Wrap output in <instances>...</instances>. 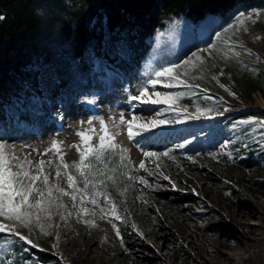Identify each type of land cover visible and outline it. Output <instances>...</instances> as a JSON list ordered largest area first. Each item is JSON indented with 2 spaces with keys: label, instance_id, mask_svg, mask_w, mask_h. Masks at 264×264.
I'll return each mask as SVG.
<instances>
[{
  "label": "rangeland",
  "instance_id": "1",
  "mask_svg": "<svg viewBox=\"0 0 264 264\" xmlns=\"http://www.w3.org/2000/svg\"><path fill=\"white\" fill-rule=\"evenodd\" d=\"M254 9L264 10V4L197 22L186 17L167 21L164 28L136 49L126 37L114 44L106 40L98 50L90 48L86 53L85 62L90 66L87 73L56 48L55 66L66 75L57 97L53 96L57 82L50 67L39 62L32 64L30 77L20 83L16 96L0 108V141H6L20 158L30 154L33 161L59 163L55 151L43 155L57 140L62 142L64 161L71 164L79 160L74 147L80 144L77 134L85 131L93 137L91 143L97 144L103 134L100 129L103 119L115 143L127 150L123 164L119 152L111 154V167L118 171L110 174L117 183L106 182L121 218L115 220L121 236L117 237L108 222L114 217L100 219L83 214L78 217V209L72 208L65 197L68 211L73 214L66 219L54 214L52 227L46 225L49 235L41 234L38 227L31 234L27 229H18L39 244L36 250L48 252L58 260L44 261L32 252L30 245L6 235L0 237V264H189L190 256L198 259L199 251L209 247L206 243L209 239L225 237L222 229L233 236L228 240L229 247L222 250L229 255L241 253L243 260L238 264H264V129L239 123L249 117L264 119V93L255 92L252 101L244 104L230 101L226 97L228 92L219 86L222 83L232 90L235 72L253 75L264 69V13L254 17L256 23H247V32L240 30L233 35L230 30L224 34L229 44L236 43L239 57L215 39L217 31L235 23L237 14H248ZM209 43L217 48L211 56L199 53L206 58L203 67H189V75L181 76L189 85L199 87L186 88L181 84L172 89L161 85L152 89L148 85L149 92L184 93L174 105H144L131 99L148 79L155 78L157 69L183 61ZM240 44L244 47H239ZM225 54L228 59L223 58ZM197 108L212 111L196 118ZM243 112L245 117L241 116ZM121 116L125 121L136 116L138 123L152 119L168 123L129 139L127 125L120 124ZM145 152L157 156L146 157ZM165 152L168 156L162 155ZM247 160L250 168L243 163ZM141 161L144 168L140 167ZM45 171L55 183L58 179L55 165H46ZM69 171L76 175L75 169ZM138 177H143L147 185L141 184ZM59 182L67 189L63 176ZM80 186L83 187L82 182ZM187 196L189 199L185 201ZM98 199L103 205V197ZM84 206L94 207L87 201ZM85 221L94 224L90 226ZM214 223L220 227H210ZM241 234L243 240L259 242L249 249L243 240V244L234 246ZM206 256L212 260L211 255ZM197 264H202L200 259Z\"/></svg>",
  "mask_w": 264,
  "mask_h": 264
},
{
  "label": "trees",
  "instance_id": "2",
  "mask_svg": "<svg viewBox=\"0 0 264 264\" xmlns=\"http://www.w3.org/2000/svg\"><path fill=\"white\" fill-rule=\"evenodd\" d=\"M262 4L264 0H0V108L16 96L20 83L30 77L29 68L37 62L50 67L57 82L53 96L60 94L66 75L55 66L56 48L87 73L86 53L90 48L98 50L106 40L114 44L126 37L136 49L167 21L186 17L197 22ZM233 76L231 91L236 95L227 93L230 101L248 104L255 92L264 93V69L253 75L235 72ZM243 163L251 167L249 160ZM32 252L47 262L58 260L35 248Z\"/></svg>",
  "mask_w": 264,
  "mask_h": 264
},
{
  "label": "snow or ice",
  "instance_id": "3",
  "mask_svg": "<svg viewBox=\"0 0 264 264\" xmlns=\"http://www.w3.org/2000/svg\"><path fill=\"white\" fill-rule=\"evenodd\" d=\"M262 13H264V10L255 9L248 14L240 12L234 17L235 23H229L222 31L215 33L216 41L227 45L228 50L236 57H239L240 52L236 51V43L229 44V40L224 39V34L230 30L233 31V35L240 30L247 32V23H256L254 17H259ZM0 19H3V17L0 16ZM256 39L259 40L261 38L257 37ZM239 47L243 48L244 46L240 44ZM216 48V44L209 43L205 48L199 49L198 52H193L190 57L183 61L173 62L166 67H160L153 74L155 78L148 79L146 84L138 90L139 94L132 96L131 99L139 100L144 105L168 104L171 107L184 96V93L149 92L148 85L152 89H155L158 85L166 89H172L181 84L186 88L199 87V85H189L186 80H181V76L189 75V67L202 68L206 58L199 53L207 52L211 56ZM244 51L252 55L247 48H244ZM223 58L228 59L229 57L225 54ZM256 59L259 60V57H256ZM223 74V70H221L220 75ZM212 79L219 83L216 76H212ZM219 86L224 88L229 95H236L229 88H226L224 84L219 83ZM204 91H207V89ZM205 98L211 99V97ZM184 111L186 112L187 110L185 109ZM211 111V109L202 111L197 108L196 118L205 116ZM218 114L222 115V113ZM138 119L136 116L127 121H125L123 116L120 118V124L127 125L129 139L168 123V121L157 119H152L148 123H138ZM91 123L92 121L89 120L88 124L91 125ZM239 123L256 125L258 128L264 129V119L257 117H249ZM134 128L136 129L135 131L133 130ZM100 129L103 134L99 136L97 144L91 143L93 137L88 135L87 132L81 131L77 134L80 138V144L74 145V147L79 153V160L71 164L64 161V154L61 151L62 142L57 140L52 142L51 147L43 155L46 156L49 152L55 151L59 154V163L46 161L45 159L33 161L30 158V154L20 158L13 150L8 148L6 141H0V234L17 237L19 241H23L32 248L39 247V244L31 239L29 235L22 234L18 229H27L28 233L31 234L33 229L38 227L41 234L49 235L50 233L46 231V225L48 228L52 227L51 221L54 214H59L61 219H66L67 216L73 214L68 211L69 205L64 202V198L67 197L71 202V207L78 209L76 211L78 217L81 214L99 216L100 219H105L108 216L114 217L115 219H109L108 222L115 229L117 237L121 236L120 229L115 223V220H120L121 218L117 215V204L112 198L113 193L106 189V182L110 181L113 185L117 183L113 174L118 169L111 167V154L119 152V160L123 164L127 150L115 143V137L109 133L103 119L100 120ZM89 131L94 130L90 129ZM178 147L182 148L184 145H178ZM144 155L146 157H156L157 153L145 152ZM162 155L168 156V153L165 152ZM229 158H231L230 154ZM46 165H55V176L58 178L55 183L50 181V173L45 171ZM140 167H145L143 161H141ZM70 168L75 169L76 175L69 171ZM149 174L151 175V173ZM61 176H63L67 184V189L62 187L59 182ZM128 179L134 178L128 177ZM137 179H139L141 184L147 185V181L143 177H138ZM164 179L167 180L168 177L164 176ZM81 182L83 187L80 186ZM123 194L124 192L121 191L120 195L122 196ZM101 196L103 197V205L98 199ZM86 201L94 207H85ZM85 223L91 226L94 221H85ZM132 227L135 228L136 226L132 225ZM57 239H59L58 234ZM120 243L121 245L124 244L122 238ZM57 246L53 245V247Z\"/></svg>",
  "mask_w": 264,
  "mask_h": 264
},
{
  "label": "bare ground",
  "instance_id": "4",
  "mask_svg": "<svg viewBox=\"0 0 264 264\" xmlns=\"http://www.w3.org/2000/svg\"><path fill=\"white\" fill-rule=\"evenodd\" d=\"M264 209V206H263ZM254 222V221H253ZM256 223V222H254ZM201 225V223H200ZM199 227V225H198ZM210 227L213 228H218L220 227V224L218 223H214V224H210ZM259 227V224L256 223V228ZM213 230V229H210ZM221 233L225 235V237L222 236H217V237H213L211 239H209L206 243L207 245H209V247L203 251L200 250V255H198V259L201 260L202 264H223L225 262V264H238L237 262H239L240 260H243L241 253H234L233 255H229L226 252H224L222 249H226L229 247V238H233V236L230 233H227L226 230L222 229ZM223 235V236H224ZM241 237H236L237 242L233 243L234 246L236 245H240L243 244L242 243V234L240 235ZM244 238V237H243ZM231 240V239H230ZM246 243V249L251 248L254 244H257L259 242V240L256 239H252V241L250 240H243ZM233 242V241H232ZM203 254H205V256H203ZM206 254H209L212 256V260L210 258H208L206 256ZM198 259L193 256H190V260L188 261L189 264H197ZM234 259V260H232ZM235 261V262H233Z\"/></svg>",
  "mask_w": 264,
  "mask_h": 264
}]
</instances>
